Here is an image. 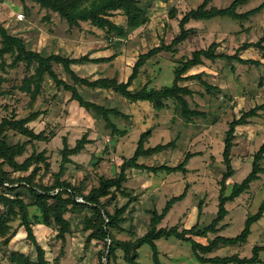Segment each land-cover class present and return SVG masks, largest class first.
<instances>
[{"label": "rangeland", "instance_id": "rangeland-1", "mask_svg": "<svg viewBox=\"0 0 264 264\" xmlns=\"http://www.w3.org/2000/svg\"><path fill=\"white\" fill-rule=\"evenodd\" d=\"M145 15L149 18L147 26L127 39L109 37L87 23H81L70 31L57 14L49 15V22L43 17L47 12L36 4L27 2L29 13L26 14L18 0L0 2V23L7 31L24 39L30 50L39 51L42 55L59 52L68 57L90 55L93 57L115 58L110 62L84 64L75 66L80 76L116 78L119 82L127 80L131 68L140 54L159 46L170 44L179 31V19L189 10L198 7L203 0H139ZM233 0H212L211 5L217 8L228 7ZM264 3V0H249L239 7V13L248 12ZM175 10V17H169V10ZM21 13L22 20L16 15ZM115 19L118 20V17ZM186 28L193 30L190 37L179 44L174 52H160L149 59L141 68L137 79L133 82L132 91L147 87L160 89L170 86L174 77V69L178 62L191 58L192 52L206 49L213 42L217 43V53L234 55L245 43H255L264 33V8L244 22L229 18H215L209 21H191ZM242 59L261 61L262 65L241 64L236 60L203 58L202 66L193 68L190 74L200 75L214 89H207L201 80L193 79L187 84L193 94L186 97L190 109L204 113V117L193 118L186 122L180 114L179 107L172 101L163 109H154L148 102H129L119 94L110 90H92L79 87L78 91L84 99L115 108L124 117L110 116L122 134H112L105 127L102 118L92 110L85 111L77 102L70 99L71 94L58 89L45 79L41 92L32 102L30 96L20 90L26 77L34 74L35 63L26 70L22 64H17L11 56L5 57L2 65L0 60V121L2 118L15 117L20 119L38 112L39 116L28 126L35 132H44L48 137L46 142H33L27 145L25 153L18 157L22 162L32 153L44 155V161L39 163L36 182L51 185L61 165L63 139L69 148L84 134L90 139L83 151L70 157L61 176L62 180L73 184L84 183V192L98 186L100 177L112 178L119 172L123 159L130 158L140 135L148 132L145 148L158 144L173 142L174 147L153 156L139 159V163L147 166L179 164L187 153H194L186 165V173L158 172L153 174L146 170L130 169L126 171L125 187L135 197L127 211L132 234L128 230L111 231L118 240H133L147 231L149 211L160 212L165 203L187 189V195L182 201L173 205L159 227L177 226L179 230L188 229L194 224L200 228L207 226L216 216L219 181L223 173L222 150L228 123L237 119L242 113L256 106L264 105V59L253 49L239 52ZM57 75L72 84V80L63 71L62 66L54 65ZM262 84L260 85V81ZM237 136L232 149L231 163L234 175L227 181L225 194L228 195L235 183H240L251 171L253 155L264 143V109L248 119L245 125L236 128ZM10 144L23 142L26 139L13 132L7 133ZM48 164V169H45ZM262 172L259 179L251 183L249 190L233 202L226 203L228 214L221 222L223 229L215 236L235 237L244 228L248 216L257 212L264 201V159L259 162ZM9 171V169H7ZM25 173H12L14 178L27 176ZM22 195V194H21ZM22 198L28 204L31 199L23 194ZM127 199L119 197L107 208L112 211L114 204L123 206ZM201 204V211L198 205ZM33 216L39 217V212L31 206ZM71 217V215H66ZM71 221L70 233L66 235L63 246L56 238L57 232L42 225L34 226V232L44 245L49 264H105L99 260L98 252L102 243L91 241L85 247L84 241L88 233L81 231V225L75 218ZM34 221V219H33ZM20 217L10 222L11 232L17 228ZM128 228V225L125 226ZM203 244L206 239L195 238ZM161 264H201L196 259L186 243L174 238L156 241ZM264 244V214L260 220L251 226V233L244 245L221 247L210 256L238 255L241 258L251 257V250L256 245ZM10 245L23 252L28 251L25 233L19 229ZM8 245L0 241V262L7 263ZM137 264H153L151 250L143 245L138 250ZM264 264V251L259 253ZM111 264H128L123 259V252L118 250Z\"/></svg>", "mask_w": 264, "mask_h": 264}, {"label": "trees", "instance_id": "trees-1", "mask_svg": "<svg viewBox=\"0 0 264 264\" xmlns=\"http://www.w3.org/2000/svg\"><path fill=\"white\" fill-rule=\"evenodd\" d=\"M26 14L29 8L26 3L36 4L47 14L43 17L44 21L49 22L51 13L64 20L67 30L70 31L74 27H79L81 23H87L90 26L101 30L109 37L111 42L113 38L127 39L133 36L139 30L145 28L149 23L148 16L145 15L139 0H18ZM249 0H233L226 8H217L211 5L212 0H203L195 9L186 12L178 22L179 31L172 39L170 44L161 43L159 46L149 49L146 53L140 54L134 62L128 78L124 82L117 81L116 78L108 77H84L80 76L75 66L84 64H98L112 61L115 56L110 57H93L90 55H81L78 57H68L59 52L49 55H42L39 51L27 48L24 39L16 35L10 34L6 28L0 23V60L4 64L6 56H11L16 63L22 64L26 70L35 63V72L24 79L20 90L28 94L34 102L40 94L42 84L45 79H49L56 88L62 89L71 94L70 99L77 102L79 107L85 111L92 110L99 115L104 121L105 127L112 134H122L115 124L110 120V116L124 117L121 112L115 108H106L94 102L88 101L78 91L79 87H87L92 90H110L129 102H148L152 104L154 109H163L168 106L167 102L172 101L179 107L181 116L186 122H190L193 118L204 117V113L194 109H190L186 97L193 94L189 88L188 82L193 79L201 80L200 75L190 74L193 68L202 66L203 58L207 60L227 59L236 60L241 64L262 65L261 61L253 59H242L239 52L253 49L264 59V33L255 43L243 44L234 55H224L217 53L219 45L215 42L211 43L206 49H199L192 52L191 58L178 62L174 69V77L170 86H164L160 89L142 87L132 91L131 86L137 79L141 68L154 55L160 52H174L175 48L186 41L192 29L186 28L191 21H209L215 18H229L234 21L244 22L250 16L258 13L264 8V3L260 6L245 12L239 13L237 9ZM4 2V0H0ZM118 17V20L115 19ZM169 17H175V10H169ZM54 65L62 66L63 71L72 80V84L60 78L54 70ZM201 82L207 89H214L205 81ZM262 84V80L259 83ZM215 90V89H214ZM264 109V105L256 106L248 112L241 114L239 118H235L228 123V129L225 132L222 150V164L224 171L219 181L220 189L218 195V205L216 216L211 222L200 228L198 224H194L188 229L179 230L177 226L169 228L159 227L162 220L167 216L173 205L182 201L187 195V189L182 194L170 198L160 212L156 210L149 211L148 228L145 234L136 237L133 240H118L111 231L122 232L131 231L129 224L128 206L135 201V197L125 187L127 182L126 171L130 169L146 170L153 174L158 172L186 173V165L189 160L195 156L194 153H187L183 160L175 165L168 166L161 164L159 166H147L139 163V159L153 156L164 150L174 147L173 142L166 144H158L154 147L145 148L144 144L149 137L148 132H143L137 142V147L130 158L123 159L119 172L112 178L100 177L98 186L92 187L87 193L84 192V183L73 184L69 181L62 180L61 176L66 164L70 163V157L78 155L84 150L85 146L91 141L84 134L78 139L74 147L69 148L66 139H63V149L61 151L62 160L58 173L55 175L51 185H44L36 182V175L39 171V163L44 161L42 153H32L24 161L19 162L18 157L25 153L28 144L33 142H46L48 137L44 132H35L28 124L36 120L39 116L38 112L31 113L29 116L15 119V117H4L0 121V241L9 245L15 237L19 229L25 233V240L28 245V251L11 247L8 252L6 264H49L46 257L44 245L39 241L34 232V226L42 225L48 229L57 232L56 238L61 240L63 246L66 241V235L70 231L71 219L75 218L81 231L88 233L85 237L84 246L87 247L91 241L101 242L102 249L98 252L99 260L105 259V264H111V258H114L118 250L123 252V259L128 264H137L139 257L138 250L147 245L151 250V259L153 264H161L159 259V250L156 241L160 239L174 238L180 242L190 246L195 259L201 264H257L261 263L259 253L264 251L263 245H256L252 248V256L241 258L238 255L225 257L210 256L221 247L241 246L247 241L251 233V226L260 220L264 214V201L260 204L257 212L248 216L245 220L244 228L235 237L215 236L209 239V234H217L223 229L220 226L228 211L225 207L226 203L233 202L246 193L251 183L259 179L262 168L259 164L264 159V143L259 147L253 155L252 167L250 173L240 182L235 183L228 195L225 194L227 189V181L234 175L235 170L231 163L232 149L235 146V138L237 136L236 128L245 125L248 119L257 115L258 110ZM13 131L26 140L10 144L7 133ZM9 169V171L7 170ZM48 169V164H45ZM27 176L14 178L12 173H25ZM26 194L31 199L28 204L22 198ZM119 197L127 199V202L118 207L114 204L112 211L107 208L111 202H116ZM33 206L38 212V216H33L29 208ZM199 212L201 204L198 205ZM71 217H66V215ZM20 217V222L16 229L11 232L10 222L15 217ZM34 219V221H33ZM126 224L128 228H126ZM195 238L206 239V244L196 241ZM0 264H3L0 262ZM102 264V263H101Z\"/></svg>", "mask_w": 264, "mask_h": 264}, {"label": "built area", "instance_id": "built-area-1", "mask_svg": "<svg viewBox=\"0 0 264 264\" xmlns=\"http://www.w3.org/2000/svg\"><path fill=\"white\" fill-rule=\"evenodd\" d=\"M16 18H17L18 20H22V19H23V15H22L21 13H18V14L16 15Z\"/></svg>", "mask_w": 264, "mask_h": 264}, {"label": "crops", "instance_id": "crops-1", "mask_svg": "<svg viewBox=\"0 0 264 264\" xmlns=\"http://www.w3.org/2000/svg\"><path fill=\"white\" fill-rule=\"evenodd\" d=\"M54 14H55V13H54ZM63 22H65V21L63 20ZM8 247H9V249H11L12 246L9 244Z\"/></svg>", "mask_w": 264, "mask_h": 264}]
</instances>
